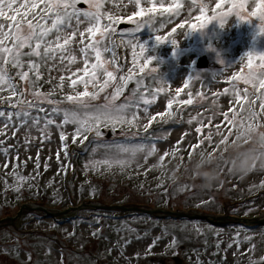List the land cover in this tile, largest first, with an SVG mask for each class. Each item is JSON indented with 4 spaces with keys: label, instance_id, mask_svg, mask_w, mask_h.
Wrapping results in <instances>:
<instances>
[{
    "label": "rangeland",
    "instance_id": "obj_1",
    "mask_svg": "<svg viewBox=\"0 0 264 264\" xmlns=\"http://www.w3.org/2000/svg\"><path fill=\"white\" fill-rule=\"evenodd\" d=\"M168 2L165 0V6ZM182 2L184 8L180 16L174 17L173 23L167 24L157 35L171 39L173 37H169V33L172 27L185 19L198 25L214 17L217 12L226 13L222 21L224 27L220 26L219 19H214L205 29L185 35L189 27V24H185L183 29L178 27L173 34L179 45H173L170 41L158 43L155 35L138 39L146 46V55L155 58L148 67H156V73L165 82L161 85L157 80L152 91L138 98L134 126L125 124L115 131L101 127L102 143L109 133L114 138L124 136L128 131L133 132L139 126L145 127L148 124L147 116H156L152 122L161 121L163 117L165 119L169 102L174 106L179 103L185 105L184 101L194 98L196 103L187 114L183 127L156 136L148 145L121 141L112 145H93L88 155L81 160L76 189L79 204L85 199L103 197L109 205L130 202L139 205L136 206L138 209L153 211L201 209L215 217L224 216L225 205L239 210L236 212L239 215H252L264 209V168L258 167L239 178L230 175L225 166L220 182L212 189L203 191L193 182L189 169L180 172V168L187 163L192 145H198V153L226 156L222 149L237 141L242 129L238 131L232 127L225 119V114L231 119L235 113V121L243 120L245 127L253 122L249 120L248 101L242 99L238 102L232 94L233 83L241 98L245 96V88L251 93V85H246L242 80L233 82L232 77L247 71L245 64L249 53L264 54V33L260 31L264 28V22L258 18L261 9L257 7L260 0H198L204 7L203 16L200 9L195 7L189 16L187 0ZM217 4H220V8L216 7ZM240 4L244 5L242 9L239 8ZM141 6L148 5L142 0ZM78 7L86 9L87 5L81 3ZM102 11L127 19L138 9L127 4V0H109ZM252 12L257 15H251ZM196 17H200V20H196ZM88 39L86 36V42ZM136 51L139 52L138 47ZM128 54L132 71L136 65L131 48ZM202 57L206 58L208 65L200 68L198 65ZM107 58L108 53L102 52L105 67L111 71ZM138 63L144 64L145 61L141 58ZM255 63H259L258 59ZM80 67L82 63L78 58L71 68L76 71ZM81 74L77 72V76ZM50 75L53 83H41L37 90L42 93L53 92L51 99L63 101L59 107L71 109L72 105L65 97L82 90L83 85L78 84L73 90L68 80L70 73L64 70L54 68ZM61 75L65 76L63 88L57 87ZM191 76L195 81L189 88L186 80ZM48 78L49 74L44 72V79ZM117 82L120 83V79ZM99 83L102 84V81ZM120 84H123V80ZM160 86L166 90L155 93L156 87ZM177 88L181 89L179 95L176 94ZM225 89L228 91L225 92ZM89 90L98 89L90 84ZM113 91L114 87L109 86L100 93V99L92 103H105L104 97ZM0 95L8 96L9 93L5 91ZM125 97L123 93L116 103H124ZM27 98L33 100L31 95H27ZM248 99H252V96L249 95ZM16 100L13 97V102ZM36 103L46 111L40 112L33 107L29 110L32 116L44 117L55 106L46 102ZM161 113L164 115L161 116ZM55 120L61 123L62 116H56ZM17 123L14 120V126L7 129L0 123V129L5 132L0 135V141H3L0 143V225L3 224L5 231L0 239V264H177V258L181 260L180 264H252L253 261L260 264L264 260L263 228L255 231L240 227L217 228L210 226L205 218L156 222L148 216H142L113 220L110 215L115 211L108 207L97 209L102 216L92 221L100 229L97 226L88 227L84 223L76 229L69 226L60 229L62 237L58 239L49 234L48 230L54 225L50 218H46L24 235H14L8 223L10 217L19 213L22 203H40L44 200L52 213L57 211L58 206L65 209L67 197L62 179L68 158L66 148L73 143L75 129L72 124L64 125L63 129L52 125L46 130L47 135H44L35 127L24 126L17 130ZM197 128L200 132L196 131ZM61 131L67 135L66 141L60 139ZM225 136L228 137L227 142L221 143ZM80 139L77 137L75 143L81 144ZM118 144L143 147L133 156L130 152L117 153L114 146ZM106 158L123 159L128 163L123 167L115 163L111 167L92 164L93 161ZM17 173L26 179L19 181ZM172 180H177L178 184L169 186L167 190ZM18 184L21 185L20 192L14 190Z\"/></svg>",
    "mask_w": 264,
    "mask_h": 264
},
{
    "label": "snow or ice",
    "instance_id": "obj_2",
    "mask_svg": "<svg viewBox=\"0 0 264 264\" xmlns=\"http://www.w3.org/2000/svg\"><path fill=\"white\" fill-rule=\"evenodd\" d=\"M108 2L109 0H0V93L5 91L9 93L8 96L0 95V103L8 104L12 109L7 112L0 109V123H3L4 129L13 127L15 120L18 121L15 125L17 130L19 127L24 126L35 127L44 135H47L46 130L49 126L55 125V127L63 129L64 125L72 124L75 125L72 142L75 143L76 138L80 137V143L83 144L89 140L90 133L95 134L93 139L101 137L103 135L101 127L115 131L125 124L129 127L134 126L137 120L138 93L142 96L143 93L140 92L142 88L149 89L152 87L151 84L145 85L144 81L151 78L152 81L159 80L161 85L165 82L162 77L153 75L157 72L156 67L147 70L148 65L155 58L146 55L147 48L136 38V33L145 27H149L153 32L158 31L153 27L157 14L165 17L160 28L172 24L173 18L180 16L184 3L182 0H169L167 6H165V0H144V3L148 6H141L142 0H127V4L138 9V11H134L128 16L126 21L135 24V27L124 30L121 33L120 40L117 41L112 39L116 35L115 25L125 21L112 15L111 12L102 11L104 5ZM81 3L87 5V8L78 7ZM187 3L189 16H191L194 7L199 8L201 16H203L204 7H201L198 0H187ZM216 7L220 8V4H217ZM243 7V4L239 5V8L242 9ZM257 7L261 9L258 18L264 22V0H260ZM225 15L224 12H217L214 17L204 20L198 25L189 23L185 19L172 27L169 37L173 38L169 39L162 35H155V39L161 44L170 41L173 45H179V42L173 36L178 27L183 29L185 24H189L185 35L205 29L214 19H219L221 21L220 26L224 27L222 21ZM251 15L256 16L257 13L252 12ZM135 17L140 19H134ZM195 19L200 20V17ZM260 31L264 33V28ZM126 35L127 39H125ZM86 36L90 38L87 42L85 40ZM120 47L132 49L133 63L136 65L135 70L141 75L137 79V87L132 89L131 95L125 97L124 103L117 104L116 101L123 95L124 88L127 87V80L132 79L131 74H129L127 79L123 76L120 77V80L124 81L123 84L117 82L115 73L123 69V65L118 64V60L121 58H118L115 52V49ZM137 47L139 48L138 53L136 51ZM102 52L111 54V60L107 62L114 66L113 71L105 67L106 61L102 59ZM78 58L81 60L82 67L73 71L71 65L75 64ZM141 58L145 61L144 64L138 63ZM257 59L259 63H255ZM54 68L70 73L68 80L73 90L78 84L83 85L82 90L75 91L74 95L65 97L71 103V109L59 107L63 101L51 99L53 92L42 93L37 90L41 83H53L50 74ZM245 69L247 71L233 76L232 81L242 80L246 85H251V93H249L248 88H245L243 90L245 96L241 98L235 83H233L232 94L238 102L242 99L247 100L248 104L252 106V110L249 112V120L253 122L248 123L245 127L243 120L235 121V113L231 119L225 114V119L232 127L237 128L238 131L242 129L240 131L241 135L264 127V125L254 123L256 118L264 113V54L254 55L249 53ZM44 72L49 74L47 80L44 79ZM77 72L82 74L77 76ZM192 79L191 76L187 80L191 81ZM59 81L57 87L63 88L65 76L61 75ZM99 81H102V84ZM90 84L98 90L90 91ZM109 86L114 87V91L104 97L105 103H92L100 99V93L104 92ZM165 90L163 86L156 87L155 93ZM180 91L181 89L177 88L176 94L179 95ZM227 91L225 89V92ZM27 95H31L33 100L29 101ZM249 95L253 98L248 99ZM13 97L19 98L13 102ZM257 100L260 101L259 112L255 111L254 108ZM36 101L55 106L51 108L50 114H46L44 117L32 116L29 110L33 107L38 108L40 112L46 111ZM144 102L150 103L149 101ZM183 103L191 104L192 100L189 99ZM171 106V102H169L168 107L170 109ZM58 115L62 116L61 123H57L55 120ZM160 115L163 116L164 113ZM168 115L171 118L172 114L168 113ZM146 118L148 124L145 125V132L151 126L152 121L156 120V116H147ZM42 120L43 126L41 127ZM29 121H31V124H29ZM4 129H0V135L5 134ZM196 131L200 132V129L197 128ZM229 134H231V128ZM239 138L237 136V139ZM60 139L62 141L67 140L64 131L60 132ZM227 139L228 137L225 136L221 143H226ZM0 143H3V141H0ZM114 147L117 153L130 152L134 156L137 151L142 150L143 146L129 147L118 144ZM4 155L7 156V153L5 152ZM114 163L123 167L128 161L118 158H106L92 162L94 166L107 165L108 167H111ZM4 166L7 167V164ZM16 175L19 181L26 179L18 173ZM14 190L20 192L21 185L18 184ZM252 264H257V262L253 261ZM260 264H264V260Z\"/></svg>",
    "mask_w": 264,
    "mask_h": 264
},
{
    "label": "clouds",
    "instance_id": "obj_3",
    "mask_svg": "<svg viewBox=\"0 0 264 264\" xmlns=\"http://www.w3.org/2000/svg\"><path fill=\"white\" fill-rule=\"evenodd\" d=\"M226 156L197 153L191 167V178L200 190H210L222 179L227 167L233 177L243 178L254 169L264 168V127L239 134ZM198 182V183H197Z\"/></svg>",
    "mask_w": 264,
    "mask_h": 264
},
{
    "label": "trees",
    "instance_id": "obj_4",
    "mask_svg": "<svg viewBox=\"0 0 264 264\" xmlns=\"http://www.w3.org/2000/svg\"><path fill=\"white\" fill-rule=\"evenodd\" d=\"M107 59L110 61V59H109V58H107ZM110 66H111V64H110ZM111 71H113V70H112V66H111Z\"/></svg>",
    "mask_w": 264,
    "mask_h": 264
},
{
    "label": "bare ground",
    "instance_id": "obj_5",
    "mask_svg": "<svg viewBox=\"0 0 264 264\" xmlns=\"http://www.w3.org/2000/svg\"><path fill=\"white\" fill-rule=\"evenodd\" d=\"M157 34H158V33H157ZM157 34H156V35H157ZM188 113H189V112H188ZM92 148H93V146H92ZM92 148H91V149H92ZM90 151H91V150H90ZM87 155H88V154H87ZM87 155H86V156H87Z\"/></svg>",
    "mask_w": 264,
    "mask_h": 264
}]
</instances>
